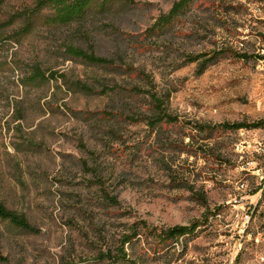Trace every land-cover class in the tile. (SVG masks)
Wrapping results in <instances>:
<instances>
[{
  "label": "rangeland",
  "instance_id": "1",
  "mask_svg": "<svg viewBox=\"0 0 264 264\" xmlns=\"http://www.w3.org/2000/svg\"><path fill=\"white\" fill-rule=\"evenodd\" d=\"M131 1H97L61 27L33 0H0V201L31 225L0 219L4 257L115 264L135 223L198 224L168 246L127 245L122 264H264V127L209 141L191 128L264 123V0H196L163 35L148 30L179 0ZM66 45L112 64L70 59ZM220 51L204 74L188 61ZM35 66L65 80L30 83ZM142 74L171 94L179 124L150 131Z\"/></svg>",
  "mask_w": 264,
  "mask_h": 264
},
{
  "label": "trees",
  "instance_id": "2",
  "mask_svg": "<svg viewBox=\"0 0 264 264\" xmlns=\"http://www.w3.org/2000/svg\"><path fill=\"white\" fill-rule=\"evenodd\" d=\"M100 0H33V6L35 11H40L48 9L52 12V23L56 26L69 27L78 22L85 20L94 3ZM107 1V0H103ZM115 1V0H112ZM123 2L134 4L131 0H122ZM196 0H179L176 2L171 10L165 15L161 16L154 26L148 30L151 35H163L174 28L176 21L186 16L193 8ZM65 55L73 60H78L86 64L91 65H110L112 62L108 59L102 58L94 54L93 52L86 51L84 49L66 45ZM226 55V51H220L214 53V55H199L196 57L189 58L190 63L199 64V74H204L209 66L218 61L220 58ZM242 59H249L247 55L237 56ZM144 84V89L140 90L134 88L135 91L138 89V93H143L149 100L148 115L145 119L146 125L150 131H158L161 127L165 125H177L180 123L178 117L174 116L170 110V93L162 94L154 82V80L142 74L139 76ZM62 76H58L57 73L49 72L45 73L43 70L37 66L32 68V72L29 76V82L34 83L37 81L47 82V81H59ZM65 80V79H64ZM79 88L85 89V87L80 86ZM116 88H112L115 91ZM143 91V92H140ZM105 90L104 93H107ZM137 94V93H136ZM264 127V123H237V124H223L219 126H203L195 124L191 126L193 131H196L199 135H203V141L212 140L216 134L217 129L221 131H231L237 132L241 130H257ZM190 141H194L195 137L189 135ZM116 204L115 201L111 200ZM0 219L4 221H9L10 223L16 225L18 228L23 230H31V225L29 220L24 216L20 215L14 211L9 210L3 202L0 201ZM209 221V217L205 218V225ZM201 225L193 224L191 226H175L167 230H157L150 228L146 223H135L129 228L128 234H125L121 240L120 246L117 248L116 256L108 257V260H113L115 264H122L130 262L128 253L126 252V246H133L135 242H141V240L149 241L150 237H153L157 241L158 247L168 246L169 244H174L179 242L181 238L192 236ZM107 260V257L103 258ZM0 264H8L7 259L4 257L0 248Z\"/></svg>",
  "mask_w": 264,
  "mask_h": 264
}]
</instances>
